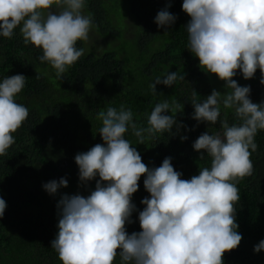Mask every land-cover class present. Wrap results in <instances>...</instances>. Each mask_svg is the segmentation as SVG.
<instances>
[{
    "label": "clouds",
    "instance_id": "clouds-1",
    "mask_svg": "<svg viewBox=\"0 0 264 264\" xmlns=\"http://www.w3.org/2000/svg\"><path fill=\"white\" fill-rule=\"evenodd\" d=\"M53 5L62 10L47 11L45 16L44 10ZM84 7L85 0H0V36L12 38L14 29L22 25L24 42L42 49L40 61L50 63L62 77L84 55L76 44L87 41L93 27L92 16L82 14ZM182 10L191 18L186 26L189 46L201 68L232 90L223 97L213 90L202 103L193 101V118L217 123L222 97L224 108L235 109L242 123L229 126L225 119L223 135L201 134L193 148L206 151L212 158L211 167L200 169L191 179H181L170 157L150 170L125 139L129 127L142 144L145 133L154 138L156 133L171 131L177 122L166 113L178 112L179 104L173 107L167 100L156 104L147 128H138L132 110L123 105L119 110L101 111L99 133L104 143L75 156L82 182L99 176L95 190L87 197L65 194L57 205L59 231L51 247L62 264H114L117 254L121 264H224V253L236 249L242 240L234 207L240 199L239 189L233 181L252 175L251 154L257 150L254 137L264 130V104L253 103L250 86H240L233 77L240 70L244 79H251L258 68L264 77V0H183ZM175 20L164 9L155 23L165 28ZM25 80L17 74L0 82V155L15 143L12 133L29 115L28 108L15 100ZM177 80L184 77L167 73L163 79L157 77L150 88L156 93L157 84L172 86ZM260 82L264 84V78ZM142 175L150 198L141 201L146 206L138 217L142 230L129 235L125 225L131 223L132 195ZM67 186L65 178L43 185L49 194ZM6 206L0 198V218ZM261 250L264 240L254 246V252Z\"/></svg>",
    "mask_w": 264,
    "mask_h": 264
},
{
    "label": "trees",
    "instance_id": "trees-1",
    "mask_svg": "<svg viewBox=\"0 0 264 264\" xmlns=\"http://www.w3.org/2000/svg\"><path fill=\"white\" fill-rule=\"evenodd\" d=\"M182 4L183 0H85L82 14L92 16L93 27L89 39L76 44L84 55L62 77L50 63L40 61L42 49L24 42L22 25L14 29L12 38L0 36V82L24 75L25 86L15 100L29 110L22 126L12 133L15 143L0 155V198L7 205L0 218V264H62L51 247L59 231L57 205L65 194L87 197L95 190L99 176L82 182L75 156L104 143L99 133L101 111L119 110L123 105L132 110L138 128H147L156 104L165 100L173 107L179 104L178 112L166 113L177 122L171 131L156 133L154 138L145 133L142 144L129 127L125 139L150 170L170 157L181 179H191L200 169L211 167L212 158L206 151L193 148L201 134L223 135L225 119L229 126L242 123L235 109H226L222 103L223 94L232 90L201 68L191 51L186 29L191 18ZM164 9L176 20L161 28L155 18ZM61 10L53 5L44 15ZM172 72L184 80L172 86L157 84L154 93L150 84ZM262 78L259 68L251 79H244L240 70L233 77L240 86H250L249 98L257 104H264ZM213 90L222 93L217 123L195 120L193 101L202 103ZM254 142L252 175L233 181L239 189L240 199L234 207L242 240L236 249L224 253V264H264V250L254 252V246L264 240V130H258ZM61 178L67 179V187L55 194L44 189V184ZM145 178L141 176L132 195L135 210L131 223L125 225L129 235L142 230L138 217L146 206L141 201L150 198ZM114 264H121L119 254Z\"/></svg>",
    "mask_w": 264,
    "mask_h": 264
}]
</instances>
